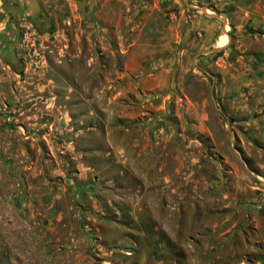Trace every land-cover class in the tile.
Wrapping results in <instances>:
<instances>
[{"label": "rangeland", "instance_id": "1", "mask_svg": "<svg viewBox=\"0 0 264 264\" xmlns=\"http://www.w3.org/2000/svg\"><path fill=\"white\" fill-rule=\"evenodd\" d=\"M115 1L107 23L102 6L74 0L65 20L17 25L14 57L12 51L1 54L6 27H0V83L7 80L10 89L9 95L0 90V146L10 140L13 146L0 156V218L10 224L7 232L0 221V264H264L262 34L237 40L225 32L230 51L218 54L215 44L190 48L195 35L184 28L168 49L142 60L129 54L122 59L129 46L119 45V37L131 43L154 34L136 27L141 9L128 25L119 19L125 7ZM129 1L131 10L139 2ZM210 5L199 0L196 10L220 17ZM95 11L100 22L92 27ZM220 58L237 79L215 73ZM156 78L162 87L152 89ZM218 83L233 90L223 100L215 93ZM204 109L215 116L207 137L199 130ZM121 120L146 137L142 163L151 161L155 181L165 172L174 186L182 185L190 165L183 135L197 137L203 152L195 165L204 163L221 178L223 194L204 197L198 191L180 199L181 186L171 196L145 189L120 153L107 147L106 127L119 144L125 132L115 124ZM6 127L14 129L11 137ZM34 164L39 169L32 174ZM150 195L158 200V221L150 220ZM229 230L238 237L231 238V231L216 237ZM241 234L254 242L253 251H238Z\"/></svg>", "mask_w": 264, "mask_h": 264}, {"label": "crops", "instance_id": "2", "mask_svg": "<svg viewBox=\"0 0 264 264\" xmlns=\"http://www.w3.org/2000/svg\"><path fill=\"white\" fill-rule=\"evenodd\" d=\"M198 1L199 0H139V2H137L138 5L135 6V8L133 7L134 9L131 10V8H129V0H116V3L125 7L120 10L121 13L119 15V19H123L128 25L131 21L133 22L131 18H133V16L139 12V9H141V21H138V19L134 21L136 22V27H138L142 32H147V30H149V32L154 34L153 37L143 38L138 36L136 38H132L130 39L132 40L131 43H128V41L124 40L123 37H119V45L128 44L129 46L128 48L121 50L122 59L129 54L132 55V58L135 60H142L146 54H156L160 49H168L170 45L176 42L184 28L189 29V32L195 35V38L190 40V43H188L190 48L197 45L198 42H202L203 45L215 44V47L221 48L218 46V43L220 38L224 39L225 32H232L237 40H241V38L246 35H252L258 32L259 34H262V42L264 43V0H215L210 5V10L220 17L202 15L200 11L196 10ZM87 4H98V7L102 6V9H105L107 13L105 16L106 18H104V22L107 23L110 21L109 13L112 0H87ZM202 5L205 4L202 3ZM73 6L74 0H0V20L2 19L1 21H3V23H0V27L1 25L3 28L4 26L6 27V31L3 32V40L5 42L3 44L1 54L8 55L9 51H12L11 54L14 57V52L16 53L20 48L19 39L17 40L18 33L14 32L12 28L17 25L27 27L29 22H37V20L40 22L43 20L44 22L53 21L54 23L55 20L58 19L65 20L67 18L65 17V14L67 13L68 7L71 9ZM97 12L98 11H95V13L92 12L90 16L92 19V27H94L95 23L100 22V20L97 19ZM123 13L126 14L125 18L122 17ZM128 14H130V16ZM222 19H225V22L222 21ZM103 28H105V26ZM225 37L227 40L225 44L226 46H222V50L218 49L213 52L230 51L229 43L231 40L228 39L226 34ZM144 47L146 49L150 48L149 51H146ZM161 59L164 60L163 57H161ZM221 61L223 60L220 58L215 62L217 65L215 73H218V76L221 75L222 78L224 76H228L230 78L237 79L239 74L236 73V71L233 72V68H228L221 63ZM11 75L17 77L16 74L7 72V76L9 78ZM207 76L210 75L207 74ZM15 77H12V79H15ZM212 78L214 83L216 81L215 77L213 76ZM1 80L2 78L0 81ZM6 81L7 80H3L0 83V90L3 95H9L10 93L8 83ZM161 85V81L156 78V83L153 86L155 88L152 89H158L162 87ZM232 91L233 90L231 88L228 89L226 85H219V83L215 88V93H217L222 100L225 95H230ZM185 97L190 106L193 105L190 99L191 97L187 94ZM216 102L218 104V101ZM205 104L207 107L210 106L209 100H206ZM214 105L215 103L211 105L210 108L212 109ZM198 119L200 121L199 130L204 131L203 137L211 135V130L210 128L208 129L207 124L210 119H213L214 121L215 116L212 114L209 115L208 109H204L203 112L199 114ZM6 125L10 126L9 124ZM115 128L117 131L119 129V133H121V131H124L125 133L122 134L119 144L112 143V138H110L111 133L106 127L104 137L108 143L107 147H110V149L120 153L123 162L126 163L128 173L135 179L142 181V185H144L145 189L155 190L156 192H158V190H165L171 196L176 192L180 193L179 188L181 186V189L183 187V195L180 199H182L185 194H197L198 191H200L204 197L223 194L222 183H220L221 178H217L216 174L211 171H207L204 163H202V165H195L196 162L200 160L203 152L201 149V143L197 140V137H192L191 134L186 136L183 135V140L188 141V145H186V148L183 150L187 154V159L188 162H190V165L182 172L183 180L180 182L182 185L178 184L174 186L171 177L165 172H162V176H159L162 178L161 181H155V175L153 177V173H151V171L153 172L154 166L151 164L150 160H147V163H142L144 158L142 157L141 152L143 151V140L146 139L144 134L141 133V135H139V133L135 132V128L129 129L128 126L123 123V120L117 123V125L115 124ZM13 130L14 129L12 128L9 129V127H6L5 136L11 137V132ZM15 133L19 134V131H16ZM1 134L2 132L0 131V141L2 140ZM123 137L125 139V146L123 144ZM172 137L175 139V136L172 135ZM147 139L149 142L150 139ZM12 147L11 140L8 144L6 143V148L1 145L0 156L6 154L8 151L7 149ZM110 149H108V153L110 152ZM25 156L30 160L32 159L31 152L26 153ZM37 168V165L34 164V168H32L33 170L31 173L35 174ZM5 170L7 169L5 168ZM159 171L160 169L157 168L155 173L157 174ZM6 172L9 173V170ZM173 173L180 175L179 170H173ZM160 184L161 186H159ZM125 189H129V187L126 186ZM148 199L150 200L147 204L152 205V216L150 217V220L158 221V212L156 208H153L154 204H158V200L154 198L153 195H150ZM141 200L142 197L138 198L136 202L139 203ZM194 201L196 202V200ZM166 206L168 207L170 204L167 202ZM139 209L141 210L140 207H138V210ZM6 217H8V214ZM0 221H4L3 226L8 227L6 230L9 232L10 224L7 223L9 221L8 218H4V216L1 215ZM233 227L234 226H232L231 229H233ZM156 229L158 228L156 227ZM230 231L231 230L218 233L216 237L226 236L230 234ZM235 235L238 237V234L232 230L230 237L233 238ZM238 242V251H253L254 242L250 239V237L247 238L244 234H241ZM231 247H233V245H231Z\"/></svg>", "mask_w": 264, "mask_h": 264}, {"label": "trees", "instance_id": "3", "mask_svg": "<svg viewBox=\"0 0 264 264\" xmlns=\"http://www.w3.org/2000/svg\"><path fill=\"white\" fill-rule=\"evenodd\" d=\"M31 22L36 26L37 23H36L35 21H31ZM12 29H13L14 32H17V33H18L17 35L19 36V28H18L17 26H15V27L12 28ZM41 31H42V30H41ZM218 54H220V51L218 52Z\"/></svg>", "mask_w": 264, "mask_h": 264}, {"label": "built area", "instance_id": "4", "mask_svg": "<svg viewBox=\"0 0 264 264\" xmlns=\"http://www.w3.org/2000/svg\"><path fill=\"white\" fill-rule=\"evenodd\" d=\"M202 1H204V2H206V3H208V4H212L215 0H202ZM205 10H206V11H209L207 8H205ZM25 40H26V41L28 40L27 37H25ZM34 54L38 55L36 52H35Z\"/></svg>", "mask_w": 264, "mask_h": 264}, {"label": "water", "instance_id": "5", "mask_svg": "<svg viewBox=\"0 0 264 264\" xmlns=\"http://www.w3.org/2000/svg\"><path fill=\"white\" fill-rule=\"evenodd\" d=\"M211 16H213L214 17V15H211ZM215 17H217V16H215ZM219 48H216V49H213L212 51H215V50H218Z\"/></svg>", "mask_w": 264, "mask_h": 264}]
</instances>
